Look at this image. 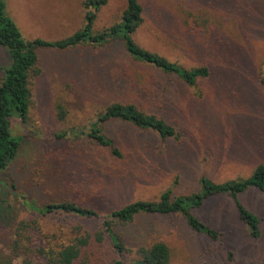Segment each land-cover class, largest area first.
I'll return each instance as SVG.
<instances>
[{
    "label": "rangeland",
    "instance_id": "obj_1",
    "mask_svg": "<svg viewBox=\"0 0 264 264\" xmlns=\"http://www.w3.org/2000/svg\"><path fill=\"white\" fill-rule=\"evenodd\" d=\"M83 1L4 3L24 41L56 42L84 25ZM138 2L142 22L133 41L184 70L206 67L208 77L189 86L131 60L120 42L38 50L28 119L11 124L21 138L19 154L0 171V264H20L14 247L20 222L36 220V237L54 248L83 232L93 235L99 226L93 220L43 217L30 206L72 201L107 213L157 201L168 189L173 197L192 195L201 177L217 184L246 179L264 165V0ZM125 6L126 0H106L93 31L118 23ZM8 65V51L0 47V69ZM112 103L133 104L163 120L178 139L161 140L151 131L109 122L103 132L121 153L118 159L70 135L88 128ZM60 133L66 138L57 140ZM239 200L260 219L257 239L249 237L231 199L217 196L192 214L217 231L219 240L193 232L181 215L140 216L115 230L127 249L123 264H133L139 246L158 241L170 251L169 264H264V193L249 189ZM89 252L100 264L116 258L108 241Z\"/></svg>",
    "mask_w": 264,
    "mask_h": 264
},
{
    "label": "trees",
    "instance_id": "obj_2",
    "mask_svg": "<svg viewBox=\"0 0 264 264\" xmlns=\"http://www.w3.org/2000/svg\"><path fill=\"white\" fill-rule=\"evenodd\" d=\"M106 0H84V25L71 36L49 42L35 39L26 42L22 39L17 27L8 16L4 0H0V47L8 51L10 65L0 69V171L7 168L18 156L21 138L14 136L11 129L13 120L25 123L29 115L30 81L39 74L37 69L38 50L49 49L66 51L78 46L103 47L112 42H120L125 54L131 60L160 71L165 75H174L184 83L193 86L199 79L207 78L206 67L184 70L167 59L140 48L132 39L142 22V6L138 0H126V6L120 21L100 32L93 31L96 14ZM260 83L264 86V64ZM58 110H62L58 107ZM109 122L130 125L141 131H151L161 140L178 139L175 129L163 120L147 115L133 104L112 103L102 112L88 128L72 129L70 135L74 139L85 138L100 147L109 150L114 158H121V153L103 132ZM65 133L55 136L57 140L66 138ZM200 189L190 195L173 197L170 189L161 193L157 201H136L107 213L95 211L76 202L63 201L44 205L30 206L36 214L47 216H64L85 220L98 221L97 231L91 235L83 232L76 237L54 248L44 240L38 239L36 220L20 222L17 228L18 239L14 242L18 251L20 264H100L92 246H100L109 242L116 258L110 264H123L127 249L115 233L117 225H126L140 216H171L181 215L190 230L212 240H219L220 234L208 227L192 212L201 208L204 203L214 197L224 196L233 202L240 222L246 227L251 239L260 235V219L248 211L240 202L239 196L249 189L264 193V165L258 164L246 179L214 183L206 177L199 179ZM35 232V237H34ZM23 233H26L24 235ZM138 258L133 264H169L170 251L162 242H154L149 246H139L136 250Z\"/></svg>",
    "mask_w": 264,
    "mask_h": 264
}]
</instances>
